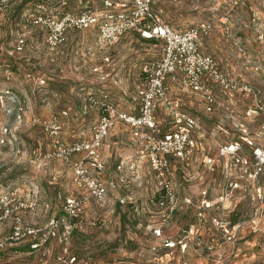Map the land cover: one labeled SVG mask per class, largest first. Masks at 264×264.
I'll use <instances>...</instances> for the list:
<instances>
[{"label":"rangeland","instance_id":"1","mask_svg":"<svg viewBox=\"0 0 264 264\" xmlns=\"http://www.w3.org/2000/svg\"><path fill=\"white\" fill-rule=\"evenodd\" d=\"M28 1L12 0L0 14V92L5 94L0 104V191L20 185L27 197L36 198V210L24 214L30 224H43L61 215L64 195L81 194L86 199L67 237L55 236L32 250L25 241L10 244L0 250V264H264V173L259 178L262 200L255 189L228 188L225 194L229 180L225 178L224 198L219 203L225 206L224 213L222 206L205 210L201 207L203 191L210 198L218 190L204 186L209 176L202 160L205 154L196 148L189 165L171 161L176 164L172 181L181 201L168 212L157 204L159 186L147 163L139 167L132 189L116 188L96 199L75 186L67 162L45 156L49 139L33 118H56L62 125V137L71 140L90 134L96 114L89 110L93 108H82L89 93L107 92L115 106L133 111L144 80L141 68L161 55L162 41L129 32L114 48H107L101 46L94 30L85 28L70 32L64 44L49 47L24 15L30 10L26 6L31 7ZM152 5L174 27L202 21L211 24L199 38L200 48L213 56L227 78L225 86L207 81L216 100L212 109H205L200 92L168 79V99L178 101V109L196 122L192 135L208 145L215 159H222L217 155L219 144L239 139L238 122L249 135L263 141L264 111L247 113L251 94H242L239 86L264 87V0H154ZM19 34L25 36L21 49L15 47ZM104 54L109 56L107 69L97 64ZM160 106L159 123L168 130L172 117ZM118 132L123 136L106 142L107 151L113 154L97 172L101 177L108 176L106 168L114 170L122 159L115 160V151H126L127 158L138 146L128 128ZM209 214L230 219L227 231L214 227ZM256 218L260 223L254 230ZM4 225L9 227V222L0 227Z\"/></svg>","mask_w":264,"mask_h":264},{"label":"built area","instance_id":"2","mask_svg":"<svg viewBox=\"0 0 264 264\" xmlns=\"http://www.w3.org/2000/svg\"><path fill=\"white\" fill-rule=\"evenodd\" d=\"M56 1L38 3L24 13L28 22L43 35L49 47L64 44L72 31L95 27L97 39L103 46L112 44L121 35L138 32L143 38L161 40L162 51L160 56L144 63L141 68L144 80L138 90L139 103L136 111L118 108L109 101L107 92L99 96L88 94L82 108H97L100 111L98 118L91 124L88 136L65 140L62 137L61 123L56 118H33L32 122L38 124L49 139L50 148L45 156L67 162L73 170L75 186L81 193L96 199L103 198L109 190L116 188L132 189L139 167L147 163L157 178L160 192L158 206L168 212L174 211L181 199L173 185L174 169L171 161L174 159L189 165L194 150L199 148L204 151L205 143L191 133L196 125L195 120L178 109V101L172 102L168 99L169 88L166 80L178 79V84L183 88L200 92L205 109H212L216 100L207 81L212 79L225 86L227 78L218 68L213 56L200 48L199 38L201 34L208 32L210 22L174 27L152 8L153 0H103L101 6L88 3L74 9H66L63 6L65 0ZM11 2L12 0H0V14L4 13ZM24 44L25 36L19 34L15 47L21 49ZM103 59L109 61V56L105 55ZM239 88L242 94H251V104L245 110L247 113L264 111V87L260 89L253 85H241ZM4 96V92H0V104H3ZM160 105L172 117V127L168 130H163L156 118ZM18 108L21 110L20 105ZM118 121L128 126L131 135L138 141V146L133 155L119 160L112 173L101 177L97 173L104 164L101 144ZM235 126L241 131L239 139L217 146V155L223 160L224 176L226 180L229 179L224 193L227 194L228 188L243 191L255 189L254 194L262 200L259 178L264 173V140L260 142L249 135L242 122ZM215 160L207 154L203 157L209 170L215 169ZM234 166H237L235 173ZM203 194L201 207L213 211L216 206H222L224 213L225 206L219 204L224 198L221 194L218 200L207 197L205 190ZM85 199L86 196L81 194L64 195L61 215L53 216L43 224H30L24 214L36 210V198L27 197L20 185L0 191V224L9 222V230L0 236V250L20 241L28 242L32 249H38L55 236L67 237ZM119 200L122 202L124 198ZM199 214L203 215L200 212ZM209 219L221 231H227L231 225V220L222 215L209 214ZM259 219L253 221L254 230L260 223ZM262 225L264 226V221Z\"/></svg>","mask_w":264,"mask_h":264},{"label":"crops","instance_id":"3","mask_svg":"<svg viewBox=\"0 0 264 264\" xmlns=\"http://www.w3.org/2000/svg\"><path fill=\"white\" fill-rule=\"evenodd\" d=\"M77 1V7L78 6H81L82 4H95V5H99V6H101L102 4H103V0H76ZM153 2H154V0H153ZM153 2H152V4H153ZM76 6H75V8H76ZM88 29H90V30H94V32H95V36H96V39H97V30H96V28L95 27H89ZM75 32V31H74ZM70 34V33H69ZM68 34V35H69ZM131 34H137L138 36H140V34L138 33V32H132ZM126 35H128V34H124V35H121L117 40H115L112 44H110V45H108V46H103V45H101L102 47H107V48H114V44L119 40V39H121V38H124V37H126ZM129 35H130V33H129ZM141 37V36H140ZM41 38L42 39H44L43 38V35H41ZM142 39H145V40H148V39H146V38H143V37H141ZM98 40V39H97ZM106 54H104L103 56H101V61L102 62H98L97 64H101V65H105V68L107 69V67L109 66V64H110V62H107V61H104V59H103V57L105 56ZM108 55V54H107ZM217 64V63H216ZM218 65V64H217ZM106 69H104V71L106 70ZM168 79H171V78H168ZM168 79L166 80V84L168 85ZM173 80V79H172ZM173 82L175 83V84H178L179 83V80L177 79V80H173ZM168 88H169V86H168ZM168 92H169V89H168ZM108 94V93H107ZM112 96L111 95H109L108 96V99H109V101H112ZM118 106V105H117ZM137 107L138 106H136L134 109H133V111H136L137 110ZM161 107V106H160ZM118 108H120V109H123V110H126V107H119L118 106ZM161 109V108H160ZM88 110V109H87ZM89 110H92V112L91 113H94L95 112V114H96V117H95V120L98 118V116H99V113H100V111L97 109V108H93V109H89ZM85 111V110H84ZM128 111H130V110H128ZM158 111V110H157ZM157 111H156V118H157V120L160 122V120L158 119V116H157ZM83 112V111H82ZM94 120V121H95ZM93 121V122H94ZM92 122V123H93ZM91 123V124H92ZM62 126V125H61ZM91 128V127H90ZM126 128H128V126L124 123V122H122V121H118L117 122V125L114 127V128H112L111 130H110V132H109V134L104 138V140H103V142H102V144H101V148H100V151H101V155H102V158H103V162H104V164H105V166L106 165H108V156H112V154H113V151L111 152V151H107V140L110 138V137H113V136H119V137H122L123 135L121 134V135H119V130H122V129H124V130H126ZM129 129V128H128ZM121 133V132H120ZM112 142H114V143H112L114 146L118 143L117 142V140H115V141H112ZM112 145V146H113ZM123 149H121V151H122ZM201 152H204L205 154H207V155H209V156H212L210 153V149H209V147H208V145L205 143V150L204 151H201ZM215 152H216V149H215ZM114 157H116L115 158V160L118 158V157H122V158H124V157H126V151H122V152H120V150H118V151H115V153H114V155H113ZM204 157V156H203ZM203 157H202V160H203ZM221 158V157H220ZM104 166V167H105ZM144 166V165H143ZM142 166V167H143ZM176 166V164H174L173 165V167H175ZM141 168V167H140ZM205 168L207 169V171H208V173H207V175H209L204 181V183L203 184H205L204 186H206V188H211L212 186V188H213V190H214V186H216L217 188V190L218 191H215L214 193V197H210V198H212L213 200H218V196L221 194V192H222V188H221V186H222V184H223V182H225V176H224V172H223V160L222 159H217L216 158V160H215V171H209L208 170V168L206 167V164H205ZM106 169H109L108 170V173L110 174L112 171H114L113 169L112 170H110V168H106ZM233 171H234V173L237 171V166H234V169H233ZM103 172V171H102ZM176 173V172H175ZM101 175V174H100ZM101 176H104V175H101ZM180 177H182L181 176V174H180ZM184 177V176H183ZM138 178H139V174H138ZM174 178H175V180H177L178 178H179V176H178V174L175 176L174 175ZM177 186V185H176ZM209 190V189H208ZM109 192V191H108ZM112 192V191H111ZM229 205V204H228ZM227 205V206H228ZM264 205V204H263ZM229 210H231L232 208H228ZM261 216L264 218V213H263V211L261 212ZM239 224H240V222H239ZM0 229H3L2 230V233H0V235H3L6 231H8L9 230V227H8V225L6 226V225H4L3 227H0ZM30 250H32V248L29 246V243L28 242H26V244H25ZM166 245H172V244H169V243H166Z\"/></svg>","mask_w":264,"mask_h":264},{"label":"trees","instance_id":"4","mask_svg":"<svg viewBox=\"0 0 264 264\" xmlns=\"http://www.w3.org/2000/svg\"><path fill=\"white\" fill-rule=\"evenodd\" d=\"M30 1H31V7L26 6L25 10H29L31 8H34L38 3H47V2H44L43 0H29L26 4H28ZM56 2L57 1L55 0V1H52V2H49V3H56ZM76 5L77 4L75 3V0H65V2L63 3V6L66 9H74ZM152 8H153V5H152ZM148 40H155V39H148Z\"/></svg>","mask_w":264,"mask_h":264}]
</instances>
